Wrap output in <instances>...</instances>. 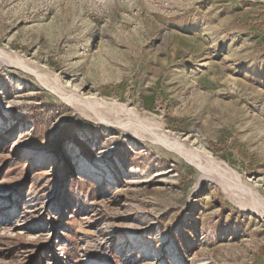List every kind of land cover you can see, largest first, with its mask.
<instances>
[{
	"label": "rangeland",
	"instance_id": "obj_1",
	"mask_svg": "<svg viewBox=\"0 0 264 264\" xmlns=\"http://www.w3.org/2000/svg\"><path fill=\"white\" fill-rule=\"evenodd\" d=\"M0 264H264V0H0Z\"/></svg>",
	"mask_w": 264,
	"mask_h": 264
},
{
	"label": "trees",
	"instance_id": "obj_2",
	"mask_svg": "<svg viewBox=\"0 0 264 264\" xmlns=\"http://www.w3.org/2000/svg\"><path fill=\"white\" fill-rule=\"evenodd\" d=\"M80 148H81V147H80ZM81 150H82V148H81ZM80 192H81L82 194H86V195H88L89 198L92 199V194H93L92 189L87 190V189L81 188V189H80Z\"/></svg>",
	"mask_w": 264,
	"mask_h": 264
}]
</instances>
